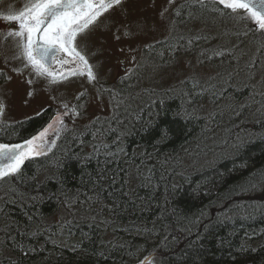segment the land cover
<instances>
[{"label":"trees","instance_id":"16d2710c","mask_svg":"<svg viewBox=\"0 0 264 264\" xmlns=\"http://www.w3.org/2000/svg\"><path fill=\"white\" fill-rule=\"evenodd\" d=\"M215 8L181 2L172 35L155 46L164 62L163 51L199 53L220 79L140 89L137 74L114 92L110 115L0 180V264H134L142 255L154 264H264V32ZM213 17L235 23L218 45L194 33ZM44 118L20 123L17 139Z\"/></svg>","mask_w":264,"mask_h":264},{"label":"rangeland","instance_id":"374dc122","mask_svg":"<svg viewBox=\"0 0 264 264\" xmlns=\"http://www.w3.org/2000/svg\"><path fill=\"white\" fill-rule=\"evenodd\" d=\"M184 1L172 0L170 4L169 0H122L119 6L104 12L94 24L78 34L76 47L88 61L94 80L84 75L87 73L84 67L83 71L74 70L75 75L70 72L64 75L66 79L56 81L38 75L29 66L25 67L26 61L17 47L18 38L5 39L7 33L17 26L0 20V103L4 106L0 123L5 125L0 135L7 131L12 133V123H20L49 105L61 110L69 109L73 119L80 115V119L75 120L77 124L108 116L112 112L114 92L126 87L128 79L131 83L127 87H133L137 74L140 89L143 86L162 89L191 77L209 79L219 76L220 69L199 53L186 51L174 57L163 51L164 62L155 46L172 35L174 10ZM28 2L3 0L0 14L21 10ZM234 25L215 17L206 18L201 25H196L194 33L211 34L214 45H218L227 41L223 33ZM180 31L176 29L175 33ZM170 57L172 59L168 60ZM261 69L258 81L264 88V63ZM71 107L77 112L74 113ZM69 127L64 125L59 134L69 131ZM145 257H148L146 264H154L153 259L146 255L136 259L134 264L145 260Z\"/></svg>","mask_w":264,"mask_h":264},{"label":"snow or ice","instance_id":"6c2138e0","mask_svg":"<svg viewBox=\"0 0 264 264\" xmlns=\"http://www.w3.org/2000/svg\"><path fill=\"white\" fill-rule=\"evenodd\" d=\"M199 2L203 4L204 0ZM213 2L222 6L213 9L214 11L238 15L242 20L252 21L264 32V0H213ZM121 3L122 0H29L21 10L0 14V20L17 26L7 33L5 39L18 38L17 47L20 49V56L26 61L25 67L31 66L38 75L46 76L53 81L66 79L62 72H53L48 66L50 57L54 58L56 53L63 52L71 56L76 65H82L87 69L89 79L94 80L95 76L88 61L76 47L77 36L94 24L104 12ZM169 3L171 4L172 0H169ZM61 63L66 64L68 61L63 60ZM3 112L4 106L0 103V115H3ZM56 122H61L59 116L53 123ZM52 127L53 124L48 126L49 129ZM47 131L48 129H45L39 137L25 141V145L29 146L27 150L22 145L0 144V180L9 176L14 178L16 174H20L21 165L29 156L44 154V149L35 142L38 138L42 139ZM167 136L168 130L161 129V140L167 139ZM5 195L9 193L5 191ZM147 260L148 257H145L140 264H146Z\"/></svg>","mask_w":264,"mask_h":264},{"label":"flooded vegetation","instance_id":"af4514ba","mask_svg":"<svg viewBox=\"0 0 264 264\" xmlns=\"http://www.w3.org/2000/svg\"><path fill=\"white\" fill-rule=\"evenodd\" d=\"M2 1L3 0H0V4ZM204 1H207V0H204ZM63 60H67L68 63L62 64L61 61H63ZM52 63H53L52 65L48 64V66H50V69L53 72H62L64 75H66L67 73H70L74 70L83 71L82 65H79V66L76 65L73 62V58L71 56H67L63 52H58V54H56V56L54 57ZM29 67L31 69H33L31 66H29ZM123 69H125V68H123ZM84 75L88 77V72L85 73ZM43 77H46V76H43ZM112 109H113V107H112ZM71 110L74 113L77 112V110H75L74 107H71ZM40 115H45V118H44L43 123L41 124V128L39 129V131L35 132L33 135H29V137H25L23 139H19V138L17 139V131H18L17 127H18V125L20 123L28 120V119L38 117ZM57 116H59L61 122L54 123L52 132L47 135V138L39 141L38 146H41L44 149V153L52 150L59 143V141L64 137V135L68 132L67 131L65 133L59 134V130L62 129V127L64 125L70 126L69 131H71V130L77 128L78 127L77 125H84L86 123L88 124V123L94 121V120H91L90 122L89 121L88 122L83 121L84 122L83 124H77V122H75V120L80 119V115L79 116L75 115V119H73L72 115L70 114L69 109L61 110L59 108H56L55 106L49 105V106H45L43 109H41L37 113H34L33 115L29 116L28 118H26L24 121H22L20 123H17V122L12 123V139H10V140L7 139L6 136H4L7 133V132H5L3 136L0 135V142L16 143V142L24 141V140H27L29 138L35 137L41 130H43L44 128L49 126L51 123H53L56 120ZM102 116H106V115H102ZM1 124H3V123H0V130H2V128L5 126V125H1ZM74 126H76V127H74ZM33 157L34 156H29L28 158H26V161L33 158Z\"/></svg>","mask_w":264,"mask_h":264},{"label":"water","instance_id":"95a60500","mask_svg":"<svg viewBox=\"0 0 264 264\" xmlns=\"http://www.w3.org/2000/svg\"><path fill=\"white\" fill-rule=\"evenodd\" d=\"M257 27V26H256ZM257 29H259L258 27H257ZM56 54H58V53H56ZM56 54H55V56H56ZM54 56V57H55ZM53 57H50L49 58V61H48V64L49 65H52L53 63ZM51 124H53V126H54V123H51ZM45 129H48V131L46 132V134L43 136V138L42 139H37L36 140V145H38L39 144V141H41V140H43V139H45V138H47V135L49 134V133H51L52 132V129H53V127L52 128H48V126L46 127V128H44L43 130H41L35 137H39V135H40V133H42V132H44V130ZM33 138V137H32ZM32 138H29V139H27V140H24V141H20V142H16V143H4V142H0V144H12V145H22V146H24V148H25V150L29 147V146H27V145H25V141H28V140H30V139H32ZM34 157H36L35 155H33ZM39 156V155H38ZM25 162H26V159L24 160V162H23V164L21 165V167L25 164ZM138 264H140V263H138Z\"/></svg>","mask_w":264,"mask_h":264}]
</instances>
